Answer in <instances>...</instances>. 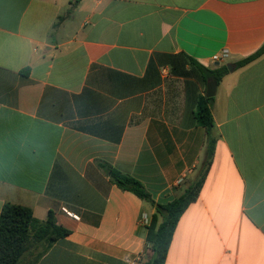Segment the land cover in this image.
Masks as SVG:
<instances>
[{
  "label": "crops",
  "instance_id": "obj_1",
  "mask_svg": "<svg viewBox=\"0 0 264 264\" xmlns=\"http://www.w3.org/2000/svg\"><path fill=\"white\" fill-rule=\"evenodd\" d=\"M262 47L264 0H0V214L52 211L70 231L36 264L151 259L155 207L101 163L157 203L184 194L206 150L199 100L224 65L213 162L165 264H264V54L235 66Z\"/></svg>",
  "mask_w": 264,
  "mask_h": 264
},
{
  "label": "trees",
  "instance_id": "obj_2",
  "mask_svg": "<svg viewBox=\"0 0 264 264\" xmlns=\"http://www.w3.org/2000/svg\"><path fill=\"white\" fill-rule=\"evenodd\" d=\"M264 54V47L251 56L239 61L235 66L242 67ZM229 72L227 66H222L210 72L211 77L218 82ZM214 97L202 96L199 100L196 119L207 130V143L200 177L190 185L184 194L168 203H157L141 181L133 176L122 173L111 165L101 163L109 173L111 181L121 190L129 191L140 199L149 202L156 209L148 226L147 242L153 252L151 259L144 264H165L170 245L180 218L187 208L197 200L206 176L210 170L215 153L216 138L213 135L214 118L212 103ZM161 219V221H160ZM70 235V231L59 225L52 211L45 221L33 216L30 208L7 202L0 214V264H21L24 255L33 247L42 245L33 261L36 262L60 239Z\"/></svg>",
  "mask_w": 264,
  "mask_h": 264
},
{
  "label": "water",
  "instance_id": "obj_3",
  "mask_svg": "<svg viewBox=\"0 0 264 264\" xmlns=\"http://www.w3.org/2000/svg\"><path fill=\"white\" fill-rule=\"evenodd\" d=\"M228 69L232 70L233 67L228 65ZM216 90H217V81L216 80H212L208 83V88H207V93H206V97L208 98H212L216 95Z\"/></svg>",
  "mask_w": 264,
  "mask_h": 264
},
{
  "label": "built area",
  "instance_id": "obj_4",
  "mask_svg": "<svg viewBox=\"0 0 264 264\" xmlns=\"http://www.w3.org/2000/svg\"><path fill=\"white\" fill-rule=\"evenodd\" d=\"M227 56H228V53H227L226 51H224V52H222V53H218V54L214 55L212 58H213L214 61H220L222 58H225V57H227ZM64 210H65L70 216H74L73 213L67 211L66 209H64ZM146 221H148V220L146 219Z\"/></svg>",
  "mask_w": 264,
  "mask_h": 264
},
{
  "label": "rangeland",
  "instance_id": "obj_5",
  "mask_svg": "<svg viewBox=\"0 0 264 264\" xmlns=\"http://www.w3.org/2000/svg\"><path fill=\"white\" fill-rule=\"evenodd\" d=\"M224 66H225V65H224ZM212 73H213V72H212ZM212 73H211V74H212ZM211 74L209 73L210 76H211ZM213 101H214V100H213Z\"/></svg>",
  "mask_w": 264,
  "mask_h": 264
}]
</instances>
